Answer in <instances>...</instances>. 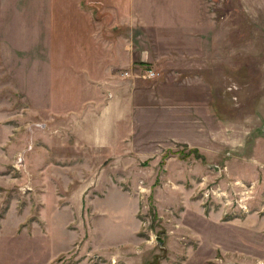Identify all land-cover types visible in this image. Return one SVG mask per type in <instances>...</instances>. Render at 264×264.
I'll return each mask as SVG.
<instances>
[{
	"label": "rangeland",
	"instance_id": "obj_1",
	"mask_svg": "<svg viewBox=\"0 0 264 264\" xmlns=\"http://www.w3.org/2000/svg\"><path fill=\"white\" fill-rule=\"evenodd\" d=\"M0 264H264V0H0Z\"/></svg>",
	"mask_w": 264,
	"mask_h": 264
},
{
	"label": "crops",
	"instance_id": "obj_2",
	"mask_svg": "<svg viewBox=\"0 0 264 264\" xmlns=\"http://www.w3.org/2000/svg\"><path fill=\"white\" fill-rule=\"evenodd\" d=\"M186 1V0H185ZM184 5V4H183ZM161 11V13H157L155 16L156 17H158V16H160L161 14H163V12H162V10H160ZM148 15V14H147ZM178 15H184V17H188L189 16V13H183V12H180V14L178 13ZM191 15V14H190ZM143 16V15H142ZM193 16H194V14H193ZM130 19H132V21L134 20V18L133 17H130ZM161 20V19H160ZM185 22V21H188V19H186V18H184L182 21L180 20V21H178V22ZM191 82L190 80H187V82ZM194 81V80H193ZM114 99V95H112L111 93H109L108 94V98H107V100L109 101L108 102V104H107V106H103V108L102 109H100V113H99V117H105V115H106V110L108 109V106H111V101ZM107 117H108V115H106ZM98 144H100V145H98L97 144V146H102V142H100V140H99V142H97Z\"/></svg>",
	"mask_w": 264,
	"mask_h": 264
},
{
	"label": "built area",
	"instance_id": "obj_3",
	"mask_svg": "<svg viewBox=\"0 0 264 264\" xmlns=\"http://www.w3.org/2000/svg\"><path fill=\"white\" fill-rule=\"evenodd\" d=\"M122 76H128V74L123 73ZM139 77L141 79H144V80H153V79H156L158 77V74L155 71H153L152 69H147Z\"/></svg>",
	"mask_w": 264,
	"mask_h": 264
},
{
	"label": "water",
	"instance_id": "obj_4",
	"mask_svg": "<svg viewBox=\"0 0 264 264\" xmlns=\"http://www.w3.org/2000/svg\"><path fill=\"white\" fill-rule=\"evenodd\" d=\"M156 240H157V242H160L159 239H156Z\"/></svg>",
	"mask_w": 264,
	"mask_h": 264
}]
</instances>
